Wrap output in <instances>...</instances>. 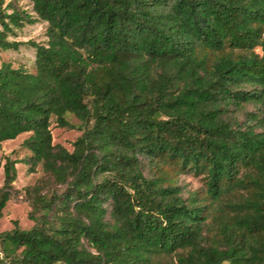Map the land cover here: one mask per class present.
I'll use <instances>...</instances> for the list:
<instances>
[{"label":"trees","instance_id":"1","mask_svg":"<svg viewBox=\"0 0 264 264\" xmlns=\"http://www.w3.org/2000/svg\"><path fill=\"white\" fill-rule=\"evenodd\" d=\"M29 1L0 0V52L34 50L0 64V142L28 134L44 177L0 264H264V0ZM37 22L45 41L15 39Z\"/></svg>","mask_w":264,"mask_h":264},{"label":"rangeland","instance_id":"2","mask_svg":"<svg viewBox=\"0 0 264 264\" xmlns=\"http://www.w3.org/2000/svg\"><path fill=\"white\" fill-rule=\"evenodd\" d=\"M13 1L21 7L30 10L31 2L29 0H3V5ZM45 22H37L31 25H25L16 36L15 39L21 41H45ZM3 61H9L13 66L23 65L28 70H34V50L28 45H22L18 50H7L0 52V64ZM70 122L78 124L79 121L69 115ZM80 131L76 129H68L63 127L52 126V141L54 144L61 145L72 150V142L79 136ZM28 134L19 135L13 140L0 142V187L3 181L2 165L6 157L17 159L16 164L17 175L13 182L15 190L14 198L8 201L0 214V232L11 230L17 222V225L22 229H28L33 225V221L29 218L31 210L30 202L25 194L26 188L32 187L43 178L41 166H37L34 172L28 171V166L22 162V159L29 155V151L21 146V143ZM177 183L182 188L184 195L202 187L203 183L200 177L193 174H181L177 179Z\"/></svg>","mask_w":264,"mask_h":264}]
</instances>
